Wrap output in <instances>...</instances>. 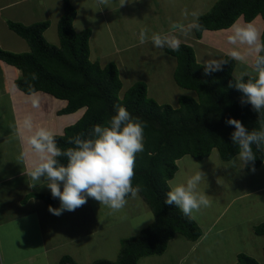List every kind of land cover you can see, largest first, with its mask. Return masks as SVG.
<instances>
[{"label": "trees", "instance_id": "1", "mask_svg": "<svg viewBox=\"0 0 264 264\" xmlns=\"http://www.w3.org/2000/svg\"><path fill=\"white\" fill-rule=\"evenodd\" d=\"M260 14L264 20V0H218L208 12L198 17L203 30H195L194 35L200 39L205 30L228 29L240 17L249 23ZM76 16V7L70 0H64V13L57 31L59 46L48 42L44 35L50 21L30 25L9 21V27L28 41L30 51L16 53L0 47V59L21 70L16 85L23 92L33 94L28 88V83H31L34 92L43 91L66 100L67 104L58 111L59 115L86 108L74 124L66 126L62 134H55L57 145L62 149L75 147L69 140L77 135L84 139L92 138L94 126L105 125L115 114L117 106L125 107L133 117L146 122L145 150L136 156L133 185L143 186L140 194L155 219L139 235L122 239L117 260L101 258L92 263L138 264L142 257L163 254L177 234L193 241L203 234L195 220L188 219L175 205L164 203L170 190L169 181L178 171L177 160L189 154L200 162L214 148L222 160H232L239 149L231 140L234 126L226 124V120L238 119L247 129H258V113L250 104L241 103V91L229 87L235 84L237 62L225 55L221 59L228 63L222 70L206 75L203 63L197 60L194 47L188 43H180L179 51L166 48V52L177 59L175 81L182 88L195 92L196 97L181 95L178 107L162 104L149 96L145 81L135 82L122 93L123 82L118 66L114 62L102 66L90 59L92 29L76 31ZM261 38L264 39V30ZM32 74H36L38 79L32 81ZM248 79V76L244 77L245 82ZM253 151L257 169L264 162V150L254 145ZM61 162L66 164V158H61ZM245 167L252 171L253 165ZM34 196L52 207L60 202L58 198H52L51 192ZM254 231L264 236V222L255 225ZM59 260L61 264H79L68 255ZM233 264L262 263L251 255L239 253Z\"/></svg>", "mask_w": 264, "mask_h": 264}, {"label": "crops", "instance_id": "2", "mask_svg": "<svg viewBox=\"0 0 264 264\" xmlns=\"http://www.w3.org/2000/svg\"><path fill=\"white\" fill-rule=\"evenodd\" d=\"M70 1L77 10V16L74 20L75 30L81 31L86 28H93H91L92 35L90 37V59L92 61H98L102 66L114 62L118 66L122 82L126 80L125 78L128 79V87L136 80L145 81L149 96L155 97L159 103H164L162 102L165 97L163 94L167 95L169 90L174 87L172 92L177 91L174 107L179 106V97L184 95L185 91L183 89L180 91L182 87L177 84L174 78L177 66L176 57L167 53L166 48L153 49L154 46L150 39L141 44L140 29L143 28L139 25L136 26L140 29L135 28V25H132L128 20L130 14L135 19L131 21L139 24L143 23L137 14L141 13L144 7L146 8L147 4L143 1L147 0H135L133 7H129L128 3L119 7V0H110L107 7L98 5L97 0ZM63 13L64 0H0V47L12 51L9 49L10 46L17 44L16 42L20 40L21 42L27 41L9 27V21L21 22L26 25L40 21H50V26L44 31V35L45 37L48 36L52 44L59 46L58 22ZM93 13L103 17L108 16V14L117 17V19L124 22V26H122V21L116 22L115 26L105 22L106 27L98 31L96 27L92 26L95 24V20L86 23V20ZM82 16L85 19V26L79 22ZM258 16H261V14ZM119 23H121L122 30H119ZM116 27H118V30H115ZM128 28L132 29L134 33L129 41L125 33ZM173 30H164L159 34L174 35L180 40V43L192 45L197 54V60L203 64L208 59H221L227 55L221 51L218 44L203 41V34L207 30L201 34L200 39L195 35L187 41L182 40ZM154 33L158 32L155 31ZM154 33L147 35L151 37ZM217 50L220 51L221 55ZM121 67H124L126 71H123ZM20 75V69L0 59V264H61L59 259L66 255L72 257L77 263L84 264V259L88 258V254L84 255L85 251L89 253L97 252L94 256L96 260L107 259L105 257L109 258V253L100 252V236L103 227L98 222L100 212L96 209V201L88 198L86 204L75 211H64L61 215L56 216L49 212V206L43 199L34 196L36 193L50 192V189L46 184L40 185V182H35L37 185L30 187L34 182L24 173L26 164L18 159L24 145L17 135V122L28 114L32 115L35 124L44 122L42 113L36 117V110L40 106L35 104L34 101L38 98V94H45L46 92L38 91L33 94L23 92L16 85V79ZM132 75L133 80H130ZM122 91L124 92V90ZM190 95L197 96L194 92ZM63 101L64 104L55 111L56 115H59L58 111L67 104L66 100ZM85 110L86 108H82L81 114L78 113L77 120L84 114ZM66 126L59 133L62 134ZM188 155L177 160L178 171L169 182H182L188 176L200 170V167L196 165L198 162L190 155L188 157ZM210 157L211 154L201 162L207 161L218 167L223 166V164L217 162V159L221 158L219 153L213 160ZM237 158L238 155L230 162ZM234 168L235 170L231 168L229 172L241 174V182L244 181L245 184L249 173L243 162L238 159V163ZM250 172L252 173V171ZM215 181L213 179V182H211L208 177H205V181L201 182L204 189H200L210 196L212 203L214 199L216 200L213 186ZM225 181L226 185L230 183L227 180ZM239 191L226 202L223 209L217 207V205L213 207L211 203L210 207L204 208L196 214L194 220L203 230V234L198 240H189L185 236L177 234L170 240L163 254L142 257L138 264H204L210 256V253H208L210 244L207 241L205 243V240L212 237L213 234L222 236L220 241L224 249L231 250L230 254L232 256L229 259L228 253L224 250L219 253L217 258H214V261L222 257L221 261L216 262L217 264L235 263L239 253L247 252L241 251L233 239L235 237H240L241 240L248 239L249 234L245 233L247 231L245 226L248 225L250 231L256 234L254 231L255 225L264 222V220H261L264 214V194H262L264 192V182H256L252 185L245 184V187ZM142 200L144 202L143 197ZM235 202H238V205L235 206L237 207L236 210L233 211L236 217L227 215L229 206ZM144 205L135 207L132 211H130L132 207L130 208L128 205V215L133 218L137 216L143 219L146 218L150 215V207L147 203ZM58 207H60V202L53 206V208ZM213 209H217V212H214ZM212 212L213 214L210 215ZM31 226L34 229L33 233L30 230ZM34 226H37V232ZM111 245V243L108 244V246ZM259 247L264 252V242H259ZM82 250L84 253L79 254ZM226 255L227 258H225ZM193 256H201L202 258L195 257L194 259ZM216 263L211 262L210 264Z\"/></svg>", "mask_w": 264, "mask_h": 264}, {"label": "clouds", "instance_id": "3", "mask_svg": "<svg viewBox=\"0 0 264 264\" xmlns=\"http://www.w3.org/2000/svg\"><path fill=\"white\" fill-rule=\"evenodd\" d=\"M109 2L97 0L98 5L106 7ZM128 2L119 0V7ZM191 15L196 19L186 26L173 25L185 36L193 30H203L198 13L193 12ZM147 31L142 29L140 32L141 44L150 39L155 48L180 50V40L176 36L154 33L149 37ZM228 43L246 46L244 51L234 47L228 53L232 60L243 64L251 58L252 73H240L235 78V84L229 87L241 91V103L250 104L253 111L258 113L259 127L249 130L234 118L227 119L226 124L234 126L231 140L238 146V159L244 166L252 164L251 170L255 171L254 161L257 158L253 146L264 150V39L255 26L248 24L244 27L234 26L233 34L228 36ZM226 63L228 61L223 59H208L203 64L204 72L209 75L221 71ZM245 76L249 77L246 82ZM36 79V74H32L31 80ZM28 88L34 93V85L28 83ZM146 126V122L133 117L125 107L117 106L115 114L105 125L94 126L92 138L84 139L82 135H77L69 140L75 147L62 149L57 145L55 134L46 127L37 126L32 115L28 114L17 122V135L24 145L18 159L26 164L24 173L34 182L30 187H35V182L46 184L52 198L59 199L60 207L49 206L51 214L59 216L64 211H75L86 204L89 197L108 207L112 213L121 212L128 204L129 197L139 199V193L144 190L141 184L134 186L133 180L136 156L145 150ZM61 158H66L67 163H62ZM202 181H205V174L198 170L182 182H169L170 190L164 203L175 205L188 219H196V214L212 203L210 196L200 190ZM151 219H154V215Z\"/></svg>", "mask_w": 264, "mask_h": 264}, {"label": "rangeland", "instance_id": "4", "mask_svg": "<svg viewBox=\"0 0 264 264\" xmlns=\"http://www.w3.org/2000/svg\"><path fill=\"white\" fill-rule=\"evenodd\" d=\"M217 1L218 0H147L145 2L143 1V3L147 4L146 8L144 7V9H142L143 11L137 14L138 18H140L143 23L139 24V23H135L134 21H131L135 19L134 17L132 18L130 14L128 15V20L132 23V25H135L134 26L135 28L139 25L141 28L147 29L148 30L147 34L154 33L155 31L159 33L164 30L174 29L173 30L174 33H177V35L180 36L182 40L187 41L189 40L191 36H195L194 35L195 30H193L189 35L185 36L177 28H174L173 25L179 24V25L186 26L187 24L191 23L194 19H196V17H193L191 13L196 12L198 13V17H199L205 14L206 12H208ZM134 2L135 0H129L128 6L133 7ZM185 13L187 15H185ZM92 20L96 21L95 24L92 26L96 27L98 31L106 27L107 24H105V22H109L110 25L114 24L115 26L116 22L122 21L121 19L119 20L117 19V17H114V16L112 17L109 14L108 16L103 17V16H100L94 13L89 16V19L86 20V23H89ZM79 22L85 26V23H84L85 19L83 18V16L80 18ZM121 23H122V26H124V22L122 21ZM121 23H119V25ZM248 24H252L253 26H255L262 35L263 30H264V20L262 16H257L252 22H249V23L245 22L243 18L240 17L236 21L234 26L244 27ZM234 26L230 29H224L222 31H208V32L206 31L205 34H203L204 35L203 41L213 42V43L218 44L221 51L225 52L227 55L234 47L239 48V50L241 51H244L246 46H243V45L234 46L228 43V36L233 34ZM98 27H101V28H98ZM137 28L140 29L139 27ZM115 30H118V27H116ZM119 30H122L121 25H120ZM125 33H126V38L128 39V41L134 36L133 30L130 28H128ZM46 38L48 42L50 43L52 42L48 38V36ZM16 43L17 44H14V45L11 44L12 46L8 48L16 53L30 51V47L27 41L21 42L20 40ZM152 48L156 50L159 49L155 47H152ZM218 53H220V51H218ZM236 62L237 64L234 69V75L236 77L239 76L240 73L245 72V71L252 73L251 58H249L247 63L242 64L238 61ZM121 69L123 71H126L124 67H121ZM253 76H254V73H253ZM125 79L126 80L123 81L124 89H122L124 91L128 89L129 87H131L135 82L143 81V80H136L132 85L128 87V79L127 78ZM130 80H133V75L130 78ZM172 88L171 89L174 90V87ZM182 89L185 91V94H187L186 92H188L189 94L193 92L192 90L191 92H189V90L184 89V88H181L180 91H182ZM172 90H169V93H167V95L163 94L165 96L163 100L159 99L160 101L162 100V102H164L162 104H171L174 106V99L177 95L176 93L177 91L174 93L172 92ZM37 97L38 98L35 99L34 103L38 104L40 108L36 110V117H38V115L42 113L43 120L45 123L37 122L36 125L46 127L52 132H55L54 134H61L59 132L62 131L65 125L68 126V125L74 124L76 122V119L79 117L78 115L81 114L82 112V110H79L80 112L78 111L73 114L56 115L55 111L57 110V108H59L61 105L64 104L63 100H59L58 98H55L53 95L48 94V93H45V94L40 93L38 94ZM151 97L156 99L152 95ZM31 103L33 102L31 101ZM218 153L219 152L218 150H216V148L212 149L210 159L213 160L214 157H217ZM190 156L188 155V157ZM197 162L198 163L196 165L200 167V171H202L205 174V177H208L209 181L213 182V179L216 180L213 185L215 188L214 193L216 195V200L214 199L212 203L213 207H216L217 205V207L223 209V206L226 205V202L234 194H237L238 192H240L239 190L244 188L245 184L252 185V184H255L256 182L257 183L264 182V165H260V167L255 169V171H252V173L247 170L249 174L244 184V181L241 182L242 180L241 174H239L238 172H234L233 174L229 172L231 168L235 170L234 167H236L238 163V158L231 162L230 161L227 162V161L222 160L221 158H218L217 162L223 164V166L221 167H218L215 164L207 162V161L206 162L197 161ZM225 180L229 181L230 183H227L228 185H226ZM199 187L202 190L204 189V186L202 184H200ZM262 194H264V192ZM89 199H93V198L89 197ZM93 200L96 201L95 199ZM237 203L238 202H235L231 204V206H229L227 215H232L236 217L233 211L236 210L237 207L235 206L238 205ZM95 204H96V209L100 212L98 222L99 224H102V227H103L102 229L103 232L101 233V236H100V241H101L100 252L109 253L110 257L109 258L105 257V258L109 259L110 261L117 260L118 255L120 253L122 239L139 235L143 229L148 227L154 221V219H151L152 215H154L151 208H150V215L146 216V218L144 219L139 218V216L133 218L131 215H128L129 213L128 205L130 208L132 207V209L130 210L132 211L135 207H138V206L141 207L142 205L146 204L145 200L143 202L142 196L140 193H139V199H132L131 197H129L128 204L121 212L112 213V211L108 207L101 205L98 201H96ZM213 211L217 212V209H213ZM212 214L213 212L210 213V215ZM121 217H126V218L122 219ZM146 219H149V220H146ZM261 220H264V214L262 215ZM140 222L142 223L139 226H137ZM34 227L37 232L38 231L37 226H34ZM245 227L247 230L245 231V233L247 232V234H249V238L245 240H241L240 237L239 238L235 237L233 240H235V243H237L241 251L247 252L246 254L253 256L254 258L258 260V262L264 264V252L259 247V242H264V237L257 236L256 234L251 232L248 225ZM30 230L33 233L34 229L32 226L30 227ZM48 234L50 235L49 232ZM42 237H43V232H42ZM221 239H222V236H220L219 234H213L212 237H209L208 239L205 240V243L207 241V243L210 244L209 246L210 248L208 252L210 253V256H209V259L206 260L204 264H210L211 262L216 263V262L221 261L222 257L215 261H214V258H217V256H219V253L224 250L225 252L228 253L227 254L228 258L229 259L232 258L230 254L231 250L224 249L220 241ZM109 243H111L112 245L108 246ZM83 253L84 251L82 250L79 254H83ZM87 254H88V258L84 259V264H92L94 260H96L94 259V256L97 254V252L89 253L88 251H85L84 255H87ZM227 255L225 258H227ZM193 257L195 259V257H201V256H193Z\"/></svg>", "mask_w": 264, "mask_h": 264}, {"label": "bare ground", "instance_id": "5", "mask_svg": "<svg viewBox=\"0 0 264 264\" xmlns=\"http://www.w3.org/2000/svg\"><path fill=\"white\" fill-rule=\"evenodd\" d=\"M55 101V100H54ZM77 120V119H76ZM57 130V129H56Z\"/></svg>", "mask_w": 264, "mask_h": 264}]
</instances>
